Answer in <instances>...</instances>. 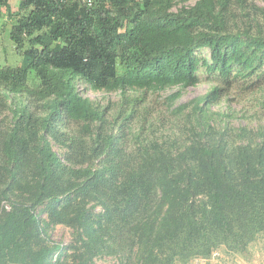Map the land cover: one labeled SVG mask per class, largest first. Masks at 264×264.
<instances>
[{
  "label": "trees",
  "instance_id": "obj_1",
  "mask_svg": "<svg viewBox=\"0 0 264 264\" xmlns=\"http://www.w3.org/2000/svg\"><path fill=\"white\" fill-rule=\"evenodd\" d=\"M0 29L21 55L0 66V264L188 263L264 233L263 6L0 0ZM201 69L205 95L168 97L183 140L145 135L144 96L195 85ZM241 82L261 92L253 129L230 126ZM80 83L123 104L109 113ZM56 224L72 242L52 239Z\"/></svg>",
  "mask_w": 264,
  "mask_h": 264
},
{
  "label": "rangeland",
  "instance_id": "obj_2",
  "mask_svg": "<svg viewBox=\"0 0 264 264\" xmlns=\"http://www.w3.org/2000/svg\"><path fill=\"white\" fill-rule=\"evenodd\" d=\"M253 1L264 7V0ZM12 5L14 8L17 6L16 2L14 1L12 2ZM199 54L204 57H210V51L206 48L200 49ZM20 61L21 55L17 52L14 44L9 39L7 34L2 33L0 29V66H15L19 64ZM199 75L201 80L195 85H190L184 88L175 86L166 90H161L160 92H148L144 96L142 102H140L142 103L141 108L143 112H140L141 118L139 120L145 119L148 122H150V120L153 122V124L146 128L144 133L145 135L147 134L148 136L154 138L157 137L160 139L176 138L178 140H183L181 131L186 134V129L183 123L186 120V116L177 115L173 111L168 97L169 95L180 90V96L173 104L178 106L180 104L189 103L190 101L205 95L213 86V84L207 79L203 69L199 71ZM80 85L83 87V89H85L84 92L86 95H88L96 103L107 108L109 113H115L123 104V100L119 91L91 89L82 83H80ZM245 85H247V83L241 82L230 91V104L233 110V116L231 115L229 118L230 126L236 128L237 130L241 126H247L252 129L256 128L261 116V110L259 108L261 92L259 90L256 91L252 90L251 88H245ZM227 99L228 98H225L223 104L220 106H214L213 108L226 110L224 106L229 103L227 102ZM4 123H6V121L2 122V124ZM233 133L234 132H231L233 137L232 141H234V137H236L233 135ZM184 138L186 139V136H184ZM55 149L60 152V147L56 143ZM50 232L52 234V239L55 242L61 244H69L72 242L73 231L68 225L56 224L51 228ZM201 258L205 259V261H203L204 264H264V233L259 234L257 238L242 251L234 250L226 245H221L207 257L198 256L194 257L188 263L177 262L176 264H195L196 259ZM109 259V257H106L104 259H99L98 262H108ZM70 263L71 261L69 258L66 264ZM198 263L200 264L201 262L199 261Z\"/></svg>",
  "mask_w": 264,
  "mask_h": 264
},
{
  "label": "built area",
  "instance_id": "obj_3",
  "mask_svg": "<svg viewBox=\"0 0 264 264\" xmlns=\"http://www.w3.org/2000/svg\"><path fill=\"white\" fill-rule=\"evenodd\" d=\"M88 3L90 4L91 3V0H88ZM8 207V206H7ZM201 262L200 264H204V262L203 261H205V259H196V263L195 264H199L198 262Z\"/></svg>",
  "mask_w": 264,
  "mask_h": 264
}]
</instances>
